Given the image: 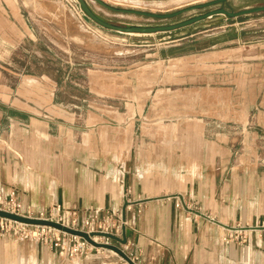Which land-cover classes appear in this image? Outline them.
<instances>
[{"label":"crops","instance_id":"1","mask_svg":"<svg viewBox=\"0 0 264 264\" xmlns=\"http://www.w3.org/2000/svg\"><path fill=\"white\" fill-rule=\"evenodd\" d=\"M232 28L150 41L162 50L188 51L165 60L193 57L198 63L201 113L185 119L197 128L179 135L187 143L179 151L164 144L134 148L170 140L138 136L130 124L116 135L131 143L117 160L106 166L105 151L78 152L91 159L78 175L68 134L62 140L50 129L37 132L41 125L25 121L29 113L0 102V196L15 193L24 211L60 206L80 222L93 215L117 218L126 230L122 249L137 264H264V229H256L264 226V39L250 40L244 29ZM25 144L33 156H26ZM125 200L131 205L124 222ZM0 264L59 261L38 243L0 238Z\"/></svg>","mask_w":264,"mask_h":264},{"label":"rangeland","instance_id":"2","mask_svg":"<svg viewBox=\"0 0 264 264\" xmlns=\"http://www.w3.org/2000/svg\"><path fill=\"white\" fill-rule=\"evenodd\" d=\"M87 1L99 16L122 26L169 25L201 13L158 21L112 13ZM103 1L117 8L167 14L212 0ZM262 4L264 0H229L225 8L236 12ZM232 25L244 29L245 37L250 40L264 39V13L236 20L217 17L171 34L135 36L97 26L82 14L76 0H0V102L29 113L25 121L41 125V131L37 132L50 129L62 140L68 134L75 161L79 162L78 175L83 173L82 163L91 160L80 158L78 152L105 151L106 166L117 160L116 153L126 151L131 143L118 141L116 135L127 132L130 124L138 136L163 134L170 140L166 143L146 140L134 143V148L145 150L147 146L164 144L179 151L187 144L179 135L195 132L196 127L185 119L201 113L202 95L195 90L199 86V80L195 79L198 63L193 57L165 60L163 56L184 57L188 51L162 50L150 41L161 40L163 44L170 41L168 37L214 34L233 29ZM50 121L54 125L50 126ZM28 130L29 135L34 134L33 127ZM62 145L59 141V150ZM25 146L26 156L28 153L33 156V149L28 144ZM239 147L236 143L235 149ZM120 159L126 160L123 154ZM106 224L123 223L110 218ZM0 238L37 243L21 241L13 235L3 236L1 231ZM97 243L104 241L98 238ZM39 245L56 252L59 264H126L103 249L87 257L68 253L65 258L50 246Z\"/></svg>","mask_w":264,"mask_h":264},{"label":"water","instance_id":"3","mask_svg":"<svg viewBox=\"0 0 264 264\" xmlns=\"http://www.w3.org/2000/svg\"><path fill=\"white\" fill-rule=\"evenodd\" d=\"M90 1L96 3L101 8L107 11H110L112 13L135 15V16L158 20V21H171V20H175L188 13L201 12L191 18H188V19H185L180 22L173 23V24H169V25H162V26L124 25L122 26V25L112 24L108 20L99 16L90 7L87 0H76V2L78 3L80 7L82 14L87 19L92 21L94 24H96L97 26L105 30L118 32V33L126 34V35L154 36L158 34H171L173 32L192 27L198 23H201V22L213 19V18H217V17H223L227 20H236L242 17L264 13V5L247 8V9H243V10L236 11V12L229 11L225 8L229 0H212L206 3H202V4L191 5V6H188L183 9H179L177 11H174L172 13H167V14H154V13H149V12L137 11L134 9L117 8V7H113L105 3L103 0H90ZM130 205L131 204L127 200H125V203L122 209V220L124 222H125L126 209ZM194 213H196L197 215L203 216L200 213H197V212H194ZM0 218L10 220L13 222H17L20 224L28 225V226L46 227V228L55 229L64 234L81 238L84 241H86L89 245H91L92 247L96 249H103L109 252H113L115 255L119 256L126 264H137L122 249V247L125 246L127 242L125 227H122L121 236L105 234V233L87 234L83 231L75 230L67 226L58 224L56 222L30 219L27 217L18 216L15 214L4 212V211H0ZM225 228L230 229V230H236V229H231L229 227H225ZM256 229H264V228H256ZM96 238L104 239L107 242L97 243L96 241H94ZM108 242H111V243H108Z\"/></svg>","mask_w":264,"mask_h":264},{"label":"built area","instance_id":"4","mask_svg":"<svg viewBox=\"0 0 264 264\" xmlns=\"http://www.w3.org/2000/svg\"><path fill=\"white\" fill-rule=\"evenodd\" d=\"M180 206L181 204H178V207ZM0 211L27 217L30 219L56 222L69 228L83 231L87 234L105 233L118 236L121 231V227L123 226V224L119 226L106 224V222L110 218H112L109 215H93L82 223H79L76 214L67 215L64 209L60 206H56L46 212L39 213H36L32 210L24 211L15 193H11L7 198L0 196ZM79 225L81 228H79ZM258 228H264V226ZM0 231L3 236L13 235L21 241L32 240L42 245H48L50 246V248L55 249V251L59 252V255L61 257L65 258L68 256V253H70L69 256L80 255L81 257H87L93 252L98 253L101 250L92 247L81 238L64 234L52 228L30 227L3 218H0ZM239 238H242V240L240 241L241 243H244L246 241L243 236L236 235L234 237V239L236 240H238ZM102 240L104 241V243L107 242L104 239Z\"/></svg>","mask_w":264,"mask_h":264},{"label":"bare ground","instance_id":"5","mask_svg":"<svg viewBox=\"0 0 264 264\" xmlns=\"http://www.w3.org/2000/svg\"><path fill=\"white\" fill-rule=\"evenodd\" d=\"M113 3H114V1H113ZM108 4V3H107ZM115 4H118V2L117 3H115ZM121 4V3H120ZM110 5V4H109ZM135 8V7H134ZM135 36H141V35H135ZM95 241H97L98 242V239L96 238L95 239ZM110 253H112V254H114L113 252H110Z\"/></svg>","mask_w":264,"mask_h":264}]
</instances>
